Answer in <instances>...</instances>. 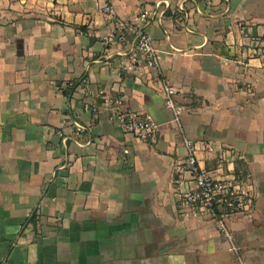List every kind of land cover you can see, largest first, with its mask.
I'll list each match as a JSON object with an SVG mask.
<instances>
[{"label":"crops","instance_id":"1","mask_svg":"<svg viewBox=\"0 0 264 264\" xmlns=\"http://www.w3.org/2000/svg\"><path fill=\"white\" fill-rule=\"evenodd\" d=\"M112 3L108 17L98 0H0V264H235L216 225L181 205L194 188L174 172L183 135L216 177L228 169L205 143L243 156L229 169L253 174L255 211L229 225L247 264H264V69L238 58L242 33L264 47V0ZM135 29L159 70L134 61ZM101 91L150 113L157 142L124 133Z\"/></svg>","mask_w":264,"mask_h":264},{"label":"built area","instance_id":"2","mask_svg":"<svg viewBox=\"0 0 264 264\" xmlns=\"http://www.w3.org/2000/svg\"><path fill=\"white\" fill-rule=\"evenodd\" d=\"M100 10L105 16H114V6L112 0H98ZM149 15L146 10L143 18ZM119 41L124 42L127 38L129 25L119 22ZM137 33V56L135 62L144 63L148 68L157 71L160 68L161 56L155 47L153 36L146 30H134ZM248 42L246 51L242 52L244 58L238 56L242 64L247 61L259 58L261 67L264 69V47L263 43L254 37L242 33ZM242 35V36H243ZM252 91V86H246ZM165 104L174 113L175 121L180 123L186 107L178 100V90L172 84L165 82L162 87ZM100 95L105 104L116 109L114 119L119 127L126 134L131 135L135 140L145 144H155L158 140L160 125L148 112H127L121 109V100L113 99L105 91ZM183 145L186 154L183 158L175 161L174 172L179 182H184L190 178L194 183V188L183 192L181 195V205L184 210L190 211L204 220L213 222L216 225L219 236L224 241L227 251L235 255V264H247L242 255V248L238 244L235 234L230 228L229 222L234 216H251L256 206V187L254 176L250 171L229 169L235 157L242 159L243 156H234L231 151L221 148L208 142L204 148L206 152L216 153L220 168L227 166L228 172L222 177L214 176L204 168L198 152L199 144L193 139L183 135ZM128 152L127 150L125 151Z\"/></svg>","mask_w":264,"mask_h":264},{"label":"trees","instance_id":"3","mask_svg":"<svg viewBox=\"0 0 264 264\" xmlns=\"http://www.w3.org/2000/svg\"><path fill=\"white\" fill-rule=\"evenodd\" d=\"M36 219V215L34 214L31 221H34Z\"/></svg>","mask_w":264,"mask_h":264}]
</instances>
